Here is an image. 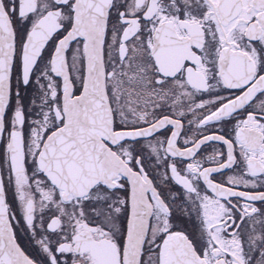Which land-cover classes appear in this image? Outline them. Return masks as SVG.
Returning <instances> with one entry per match:
<instances>
[{
  "label": "snow or ice",
  "instance_id": "1",
  "mask_svg": "<svg viewBox=\"0 0 264 264\" xmlns=\"http://www.w3.org/2000/svg\"><path fill=\"white\" fill-rule=\"evenodd\" d=\"M0 264H264V0H0Z\"/></svg>",
  "mask_w": 264,
  "mask_h": 264
}]
</instances>
